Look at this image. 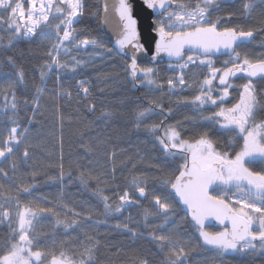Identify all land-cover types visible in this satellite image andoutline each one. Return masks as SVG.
<instances>
[{
	"label": "trees",
	"instance_id": "obj_1",
	"mask_svg": "<svg viewBox=\"0 0 264 264\" xmlns=\"http://www.w3.org/2000/svg\"><path fill=\"white\" fill-rule=\"evenodd\" d=\"M183 2L194 5L197 0ZM246 2L218 0L219 8L211 10L209 19L219 20L221 30L225 27L252 30L253 40L237 51L255 62L264 58V0H254L250 12L244 8ZM82 3L83 14L74 25L77 42L97 39L104 43V48H111L100 31L101 0H82ZM54 23H59V19ZM43 31L51 38L43 39L39 35L31 40L16 38L7 24L0 23V141L12 127L25 133L14 154L0 158V168L7 172V176L0 173V205L10 214V221L0 219V255L5 254L12 229L19 227L20 209L15 199L19 197V204L33 211L54 208V213L38 214L42 218L29 229L38 242L33 251L54 252L57 256L63 251L78 259L80 253L91 248V264H172L175 258L170 247L162 248L151 238L150 233L155 231L159 235H171L177 252L181 246L184 248L183 264H264V255L259 253L219 256L203 245L199 233L179 210L167 224L159 216L146 215L153 210V195L170 191L162 189L159 180L175 172L182 163L171 158L165 162L155 137L146 129L161 121L165 126L179 122L185 138L209 130L203 118L218 111V107L200 108L190 103L198 94L197 84L208 74L207 67L190 65L185 78L191 87L182 91L179 87L169 91L168 79L179 74L170 64L153 66L157 69L158 86L134 87L126 72L127 61L114 50L109 53L104 48L90 46L77 50L72 45L70 54L62 53L61 62L71 66L75 57L84 62L82 67L75 72L70 67L59 70L53 67L42 80L41 68L50 62L48 52L57 42L54 27ZM225 59L228 58L212 60L217 68H222ZM19 71L24 74L22 82L17 76ZM77 81H86L87 96ZM243 81L240 76L234 78L235 85H242ZM10 84L14 88H9ZM13 91L18 105L15 115L10 106L5 109V93L10 105ZM256 91L264 106V80L257 83ZM230 93L226 107L239 99V88L230 89ZM92 107L94 110H90ZM146 109H152L153 114L137 127V113ZM258 117L264 119V107ZM212 138L217 141L218 149L229 140L227 134ZM242 143L240 139L238 144H233L234 151H239ZM25 150L29 153L27 158ZM255 167L259 170L264 165ZM134 176L145 183L144 200L137 196L131 183ZM28 185L34 186L31 195L21 190ZM98 189L109 197L113 208L119 206V197L125 191L135 203L121 212L106 214ZM73 220L76 225L66 227ZM124 225L137 235L133 237ZM207 230L219 231L213 227ZM50 260L48 256L45 264H50Z\"/></svg>",
	"mask_w": 264,
	"mask_h": 264
},
{
	"label": "snow or ice",
	"instance_id": "obj_2",
	"mask_svg": "<svg viewBox=\"0 0 264 264\" xmlns=\"http://www.w3.org/2000/svg\"><path fill=\"white\" fill-rule=\"evenodd\" d=\"M27 3L28 7L25 9L22 0H0V23L7 24L8 30L14 32L16 38L22 37L28 40L38 35L43 39H50V34L43 29L55 28L57 42L48 52L50 62L41 68L42 80L53 67L57 70L70 67L73 72L82 67L84 62L75 57L72 58L71 66L67 62H61L62 53L70 54V46L74 45L77 50L89 46L104 48V43L97 39H85L79 42L76 40L74 25L79 23L83 14L82 0H27ZM142 3L157 16L152 23L158 39L155 40V53L151 55L149 63L153 65L159 63L166 56L170 67L179 70L175 78H169L167 81L169 91L172 92L177 87L181 91L191 87L185 78V70L190 65L206 66L208 74L197 84L198 94L190 103L200 108L210 105L219 109L203 118L209 130L199 133L198 136L185 138L179 122L165 126L161 121L146 129L155 137L165 162H168L169 158L173 162L182 161L175 172L159 180L162 189H170V191L154 194L153 210L146 215L159 216L164 224H167L178 210L183 212L185 218H190L189 222L199 233L203 245L215 250L219 256L250 253L264 255V167H260L259 170L255 167L264 165V119H257L264 106L258 100L255 86V80H264V58L253 62L247 55L242 57L237 51V48L248 42L254 33L252 30L232 27L221 30L219 20H210L211 10L219 8L218 0H197L194 5L183 0L180 2L142 0ZM253 6L254 0H248L244 4L248 12ZM104 12L103 23L115 38V51L127 56L126 50H132L126 72L134 87L144 84L156 85L157 69L153 66H141L139 63L138 54L144 53L145 49L140 43L138 22L133 15L131 0H115L111 4L106 0ZM57 19L59 23H54ZM114 49L104 48L109 53ZM218 54L229 56L222 68H217L212 60V57ZM172 61H175L174 65ZM241 73L247 78V82L235 85L234 78ZM17 76L22 82L23 72L19 71ZM77 83L87 96L89 88L84 86L86 81H77ZM8 87L14 88V85L10 84ZM237 88H239L238 101L231 107H226L225 102L231 95L230 89ZM185 102H189L187 98ZM9 106L15 115L18 105L14 91L10 105L8 95L5 93V109L7 110ZM35 109L36 106L34 111ZM90 110H94V107ZM168 111L171 114L172 110ZM152 114V109L138 112L137 127ZM12 122L15 123V120ZM225 134L229 136V140L223 148L218 149L217 141L212 137ZM24 136V132H18L17 127H12L7 137L0 141V158L12 156L15 149L23 142ZM240 139L243 143L239 146V151H234L232 145L238 144ZM24 156L25 158L29 156L27 150ZM60 167L62 178L64 175L62 163ZM176 172L178 174H175ZM0 173L7 176L3 168H0ZM81 179H84L83 175ZM97 181L101 182L99 177ZM131 183L140 197L147 196L143 180L134 176ZM33 187L28 185L21 190L24 194L31 195ZM97 195L104 204L106 214L113 211L121 212L125 206L135 203L127 191L120 195L119 206L115 208L110 205L109 197L104 195L102 190L98 189ZM15 199L17 208L20 209L19 227L12 229L5 254L0 255V264H45L48 256H51L50 264H91V248H86L80 253L78 259L63 251L59 256L54 252L33 251L34 244L38 242L29 229L33 228L34 222L42 218L38 214L54 213V208L46 207L33 211L27 205L21 206L19 197ZM8 202H11V198ZM68 211L71 212V209ZM0 213H2L0 219L10 221V214L3 205H0ZM72 214L79 215V213ZM211 221L220 225L222 230L208 231ZM76 223V220H73L66 227ZM117 227L121 226L117 225ZM123 227L133 237L137 235L127 225ZM150 235L162 248L170 247L171 255L175 258L172 264H183L181 257L185 254L184 248L181 246L177 252V244L173 242L171 235H159L155 231Z\"/></svg>",
	"mask_w": 264,
	"mask_h": 264
},
{
	"label": "water",
	"instance_id": "obj_3",
	"mask_svg": "<svg viewBox=\"0 0 264 264\" xmlns=\"http://www.w3.org/2000/svg\"><path fill=\"white\" fill-rule=\"evenodd\" d=\"M109 4L115 2V0H107ZM106 0H101V5H100V31L101 33L105 36L106 41L110 43L111 48L114 49V37L111 36V31L110 29L103 23L104 21V7H105ZM131 3L133 4V15L137 19V31L139 34L140 38V43L144 45L145 52L138 54L139 56V63L142 65H149V66H157L160 64H170L169 59L164 56L162 61L156 64H150V58L151 55L155 53V40L158 39L156 36V33L153 31V23L152 21L154 19H157L156 13H153L152 10L147 9L145 6H143L142 0H131ZM111 11V9H110ZM254 38V35L250 40L244 44H249ZM243 44V45H244ZM115 51V49H114ZM128 55L125 56L121 53L116 54L120 57H122L124 60L127 61V63L130 62V57L132 54V50L128 49ZM163 55V54H162ZM223 57H229L228 55H214L212 59H221ZM172 64H175V61H172ZM259 79L255 80L258 81ZM137 196L141 199L144 200L145 197H140L139 193L137 192ZM190 218H188L189 220ZM213 227L217 230H222L221 226L218 225L215 221L209 222V227ZM258 243V242H257Z\"/></svg>",
	"mask_w": 264,
	"mask_h": 264
},
{
	"label": "flooded vegetation",
	"instance_id": "obj_4",
	"mask_svg": "<svg viewBox=\"0 0 264 264\" xmlns=\"http://www.w3.org/2000/svg\"><path fill=\"white\" fill-rule=\"evenodd\" d=\"M240 78H241L242 81L244 80L243 83H244V82H245V83L247 82V78L243 77V74L240 75ZM259 81H261V80L255 81V86H256V87H257V83H258ZM257 119H260V118L258 117Z\"/></svg>",
	"mask_w": 264,
	"mask_h": 264
},
{
	"label": "rangeland",
	"instance_id": "obj_5",
	"mask_svg": "<svg viewBox=\"0 0 264 264\" xmlns=\"http://www.w3.org/2000/svg\"><path fill=\"white\" fill-rule=\"evenodd\" d=\"M22 3H24V6H25V9H27L28 7V3H27V0H22ZM229 59V58H228ZM228 59H225L224 61L228 60ZM224 61H222V64L224 65ZM242 74V73H241ZM241 74H238V76H240Z\"/></svg>",
	"mask_w": 264,
	"mask_h": 264
}]
</instances>
